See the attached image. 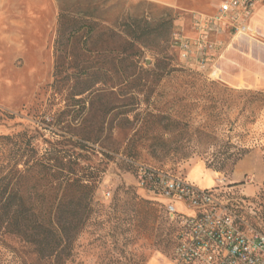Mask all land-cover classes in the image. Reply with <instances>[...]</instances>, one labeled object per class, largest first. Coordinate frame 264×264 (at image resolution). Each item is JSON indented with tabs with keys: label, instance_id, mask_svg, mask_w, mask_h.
<instances>
[{
	"label": "rangeland",
	"instance_id": "374dc122",
	"mask_svg": "<svg viewBox=\"0 0 264 264\" xmlns=\"http://www.w3.org/2000/svg\"><path fill=\"white\" fill-rule=\"evenodd\" d=\"M109 1L123 26L137 17L160 39L139 47L134 84L72 96L52 87L56 0H0V136L24 133L39 155L51 144L98 171L69 264H168L171 224L137 187L131 161L200 187L224 181L253 202L251 223L264 229V0H253L250 37L209 34L218 78L181 62L171 38L195 36V19L222 0Z\"/></svg>",
	"mask_w": 264,
	"mask_h": 264
},
{
	"label": "trees",
	"instance_id": "16d2710c",
	"mask_svg": "<svg viewBox=\"0 0 264 264\" xmlns=\"http://www.w3.org/2000/svg\"><path fill=\"white\" fill-rule=\"evenodd\" d=\"M56 2L55 92L63 94L66 87L70 95L80 96L102 84L114 95L117 86L134 84L139 47L144 40L160 39L152 37L155 25L132 16L123 26L113 17L109 0ZM97 172L91 164H80L70 150L50 144L39 155L24 133L0 136V264H69L76 226L88 219ZM146 194L158 203L174 233L176 224L162 202ZM157 218L154 210L153 220Z\"/></svg>",
	"mask_w": 264,
	"mask_h": 264
},
{
	"label": "built area",
	"instance_id": "2783aa9c",
	"mask_svg": "<svg viewBox=\"0 0 264 264\" xmlns=\"http://www.w3.org/2000/svg\"><path fill=\"white\" fill-rule=\"evenodd\" d=\"M253 0H222L212 16L195 19V36L173 34L171 45L188 67L216 78L207 58L209 34L229 33L232 38L248 33ZM136 185L159 199L170 221H174L173 247L168 264H264V229L251 223L253 202L234 187H200L166 170L129 162ZM252 184L250 176L245 178ZM182 204L191 216L176 209Z\"/></svg>",
	"mask_w": 264,
	"mask_h": 264
},
{
	"label": "crops",
	"instance_id": "0c3cea01",
	"mask_svg": "<svg viewBox=\"0 0 264 264\" xmlns=\"http://www.w3.org/2000/svg\"><path fill=\"white\" fill-rule=\"evenodd\" d=\"M257 11V10H256ZM263 18H264V13H263ZM256 17V12H255V10H254V12H253V15H252V17L250 18V20H249V23H248V33L246 34V35H239V36H237V37H234V38H232V42L233 41H235L236 39H238V38H240V37H245V38H247V37H250L251 35H253L254 34V32H256L255 31V29H253L251 26H252V22H253V20H254V18ZM249 34H251V35H249ZM213 67H214V70H215V72H216V75L218 76V72H219V70H218V68H215V64H213ZM216 76V78H218ZM192 181V180H191ZM204 187H208V186H204Z\"/></svg>",
	"mask_w": 264,
	"mask_h": 264
}]
</instances>
